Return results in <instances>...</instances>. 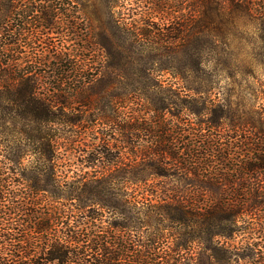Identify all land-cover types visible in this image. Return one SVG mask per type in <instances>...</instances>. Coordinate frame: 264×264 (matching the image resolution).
Listing matches in <instances>:
<instances>
[{
    "label": "trees",
    "instance_id": "16d2710c",
    "mask_svg": "<svg viewBox=\"0 0 264 264\" xmlns=\"http://www.w3.org/2000/svg\"><path fill=\"white\" fill-rule=\"evenodd\" d=\"M166 1L154 0V10L170 21L147 29L124 25L129 39L125 58L130 64L139 58L144 73L143 78H128L131 89L124 103L135 104L142 115L154 113L145 121L137 115L136 126L132 122L125 129H142L159 139L140 153L151 172L128 170L126 182L168 176L156 162L168 156L197 180L218 182L221 175L229 176L211 158L219 150L225 119L231 130L227 139L241 134L245 144L254 145L257 154L246 164L264 166V113L240 119L238 105L249 104L252 110L253 98L246 102L220 85L222 77L235 81L260 66L238 59L232 40L235 31L253 26L255 12L264 27V4L208 0L188 33L169 15ZM86 14V6L77 0H0V127H8L9 134L19 125L18 134L35 138L0 139V264H264V253L255 243L237 247L222 240L237 231L241 216L254 214L264 202L258 188L125 187L122 198L110 188L107 172L70 175L68 168L60 169V142L53 138L63 133L45 127L74 123L56 109L75 103L89 108L93 96L86 91L94 81L101 75L115 78L112 72L120 69L101 65L99 57H124V47L96 46ZM142 37L152 44L140 43ZM151 60L158 63L153 66ZM154 70L169 72L184 84L173 87L174 82L154 80ZM113 84L111 80L105 88ZM136 89L142 93L132 96ZM146 92L157 98H148ZM186 122L188 131L182 128ZM244 126L246 132L237 133L235 127ZM173 139L188 141L181 146ZM92 150L82 149L88 166ZM182 157L186 163L180 162ZM132 162L127 165H137Z\"/></svg>",
    "mask_w": 264,
    "mask_h": 264
},
{
    "label": "rangeland",
    "instance_id": "374dc122",
    "mask_svg": "<svg viewBox=\"0 0 264 264\" xmlns=\"http://www.w3.org/2000/svg\"><path fill=\"white\" fill-rule=\"evenodd\" d=\"M77 1L81 7L82 5L86 6L88 11V14H86L88 15L87 20L90 23L92 38L96 42V46L99 48L102 45H107L118 49L124 47V57L119 58L117 54L106 59L105 57H99L101 65L108 64L110 68L118 67L120 69L118 72H112L115 78L101 75L94 81L95 85L92 89L86 91L92 93L93 96V103L89 108L75 103L73 106L56 109L60 116L69 118L74 123H53L45 127L50 133L60 135L63 133L61 136L53 138L60 142L57 149L60 169L68 168V174L70 175L84 172H107L112 179L110 188L117 191L122 198H124L125 187L137 190L168 188L182 191L216 188L250 191L258 188V190L264 192V166L250 167L246 164V161H253L254 156L257 154L253 151L254 145L250 142L245 144L243 135L240 134L246 132L247 127H235L237 133L240 134L238 139H227L231 130L226 119L222 121L223 124L219 129L221 136L219 150L212 152L211 158L214 160L213 164L215 166L223 167L224 170L222 171L229 174V176H226L227 178L221 175L218 182H211L205 178L197 180L191 172H186L184 167H179V165L184 164H179L176 159L168 156L165 159L156 161L162 164L164 173H168V176H152L151 179L149 178L145 182H126L124 175H127L128 170L133 169L142 174L151 172L148 160L143 158L140 153L144 147H154L156 140L159 139H154L147 131L142 129L133 130V133L125 129L130 123H135L137 115L143 116V121H145L147 118H154V113L147 111L142 115L143 111L134 109L135 104L124 103V94L131 89L128 78L144 77L141 70L143 64L139 58L135 57L132 64L128 63L125 58V49L129 44V39L124 25L130 24L131 28L136 26L148 28L153 23L168 22L170 19L163 20L156 9L154 10V0ZM252 1L257 5L264 4V0ZM207 5L208 0H167L165 7L168 9L169 15L174 17V22L181 23L189 33L194 26L193 21L200 13L206 11ZM261 20V15L255 12L252 16L253 26L248 31L241 29L235 31V37L232 40L234 51L238 52V59L251 60L259 63L260 66L255 67L254 73L250 76L239 75L235 81L224 77L220 80V85L222 88L224 87V91L227 90V87L232 88L233 94L239 99L241 97L246 98V102H249L247 98H253L250 100V103L254 101L252 110H249V104L245 106L238 105L239 108L236 113L239 114L240 119L247 117L248 114L255 117L258 113H264V27L260 28ZM152 41L148 37H142L139 42L143 45H150ZM151 62L153 66L158 63L152 60ZM151 77L154 80H164V84L174 82L173 87L184 84L179 77H172L169 72L154 70ZM111 80L114 83L113 88H105V85ZM133 84H136V82H133ZM252 87H254L253 90ZM138 93H142V90H134L132 96H136ZM110 94H115V96ZM146 95L152 100L157 98L155 94L146 92ZM170 109H173V107H170ZM143 110L145 111V109ZM166 115L170 114L167 112ZM188 117L190 115L186 116V118ZM11 128L12 132L7 134L8 127H0V139H35L18 134L16 131L19 129V125ZM182 128L188 131L190 130V124L186 122ZM173 140L181 146H185V141H188V139ZM77 141L78 144H76ZM88 145L93 146L91 156L94 158L90 166L86 164L84 159L87 151L82 152V149H90ZM220 157L225 158L224 160H221L222 158L218 159ZM132 161H135L137 165L134 163L135 166H128L127 164ZM180 162L186 163L187 160L182 157ZM254 212V214L241 216L236 222L237 231L231 237L222 240L226 244H233L237 247H241L247 242L255 243L256 250L264 253V202L257 205ZM244 226L249 228H243Z\"/></svg>",
    "mask_w": 264,
    "mask_h": 264
}]
</instances>
